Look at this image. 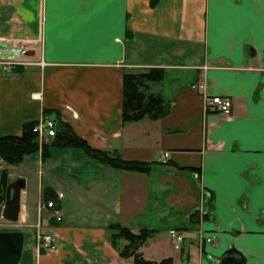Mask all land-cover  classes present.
Segmentation results:
<instances>
[{
	"label": "crops",
	"instance_id": "1",
	"mask_svg": "<svg viewBox=\"0 0 264 264\" xmlns=\"http://www.w3.org/2000/svg\"><path fill=\"white\" fill-rule=\"evenodd\" d=\"M156 65L179 87L166 92L170 114L124 123V73ZM213 95L232 98L230 115L206 112ZM44 109L93 147L155 165L125 171L52 147L3 168L26 180L19 221L1 228L24 232L20 264H134L110 241L114 222L158 230L140 248L151 260L187 264L166 235L177 228L191 264L230 248L264 264V0H0V135L22 134ZM45 187L63 194L61 221L41 208ZM39 231L57 235V250H38Z\"/></svg>",
	"mask_w": 264,
	"mask_h": 264
},
{
	"label": "trees",
	"instance_id": "2",
	"mask_svg": "<svg viewBox=\"0 0 264 264\" xmlns=\"http://www.w3.org/2000/svg\"><path fill=\"white\" fill-rule=\"evenodd\" d=\"M160 0H151V5L156 6ZM166 71L162 67H146L141 71H126L123 78V105L122 118L124 123L140 121L144 118L158 120L170 114L171 101L167 100L158 89L165 80ZM45 113L56 121L57 133L51 140L43 145L38 141L34 126L38 121H30L23 126L22 134L0 135V165H19L26 156L34 155L42 150L43 160L50 157L52 147L67 148L76 147L82 149L90 157L107 164L113 168L149 173L155 165L154 161L128 160L122 157L117 150H105L93 147L85 139L80 137L72 128L69 122L63 120L58 111L45 109ZM181 170H192L197 172V167L186 166ZM209 196V195H208ZM210 198V196H209ZM208 198V200H209ZM53 201L55 206L48 210L50 213L55 207L61 208L58 193L52 187H45L43 191V203ZM199 211L191 213L193 222H199ZM209 213H205L207 218ZM51 221L57 222L53 217ZM111 231V242L123 258L133 259L134 264H172L173 258L168 257L161 261L151 260L144 256L140 248L150 238L157 229L142 228L139 232H134L130 227L114 222L108 227ZM177 229V228H176ZM181 230V229H179ZM183 259L190 263V254L182 249ZM246 256L237 248L226 250L215 264H246Z\"/></svg>",
	"mask_w": 264,
	"mask_h": 264
},
{
	"label": "water",
	"instance_id": "3",
	"mask_svg": "<svg viewBox=\"0 0 264 264\" xmlns=\"http://www.w3.org/2000/svg\"><path fill=\"white\" fill-rule=\"evenodd\" d=\"M8 169H0V221L16 223L20 219L22 190L26 180H10ZM25 245L22 231L0 230V264H20Z\"/></svg>",
	"mask_w": 264,
	"mask_h": 264
},
{
	"label": "built area",
	"instance_id": "4",
	"mask_svg": "<svg viewBox=\"0 0 264 264\" xmlns=\"http://www.w3.org/2000/svg\"><path fill=\"white\" fill-rule=\"evenodd\" d=\"M203 85H201L202 87ZM42 93H35L34 98H39ZM232 102L229 97H224L222 95H213V96H206L205 108L206 110H215L219 113L229 114L231 110ZM38 123L34 127V131L37 133L38 141L40 145L47 143L53 138L57 133V126L52 118L43 119L42 117L37 120ZM45 123V124H44ZM166 155V154H165ZM167 156V155H166ZM62 197V194H59ZM55 206L53 201H48L47 203H43L41 208L50 210ZM59 208L55 207L51 210L50 215L60 219L59 216ZM182 231L171 228L169 230V235L175 244L176 248H180L181 243L184 241V235L181 234ZM51 234L46 232L39 231L37 233V243L41 250H47L54 245V242L51 241ZM208 241H211L212 238H207Z\"/></svg>",
	"mask_w": 264,
	"mask_h": 264
},
{
	"label": "rangeland",
	"instance_id": "5",
	"mask_svg": "<svg viewBox=\"0 0 264 264\" xmlns=\"http://www.w3.org/2000/svg\"><path fill=\"white\" fill-rule=\"evenodd\" d=\"M151 67H160V66H151ZM162 68H164V67H162ZM144 69V68H143ZM143 69H141V70H143ZM165 69V68H164ZM141 70H139V71H141ZM166 71V70H165ZM184 75H181V84L183 85L184 84V82L186 81L185 80V77H183ZM201 85H203L202 87H201ZM193 88H204L205 87V84L203 83H201V84H198V85H194V84H192L191 85ZM190 86V87H191ZM162 87H163V91H161L162 92V94L164 95V97L167 99V100H169V101H171L169 98H168V95L166 94V92L167 91H169V90H171L173 87V91L174 90H178V86H175V81L170 77V75H169V73H167L166 72V74H165V80L163 81V83H162ZM222 96H224V95H222ZM224 97H229L230 99H231V102H232V106H231V110H230V113L229 114H224V113H220V114H223V115H230L231 114V112H232V109H233V100H232V98L230 97V96H224ZM205 101H206V97H205ZM172 102V101H171ZM209 111L211 112V111H215V110H206V112H208L209 113ZM171 112V111H170ZM216 112H218V111H216ZM219 113V112H218ZM168 116V115H167ZM51 118L52 119V117L51 116H49L48 114H46L45 113V109H44V111H43V115H42V118L43 119H46V118ZM166 117V116H165ZM41 118V117H40ZM164 118V117H163ZM162 119V118H161ZM159 120V119H158ZM54 122L56 123V121L54 120ZM45 124V123H44ZM189 126H191V125H195V124H200V125H202L203 123H202V118L201 117H199V118H197V117H194V119H192L191 121H188V123H187ZM35 127V126H34ZM38 154H41L42 155V150L40 149L39 150V152H38ZM167 156H166V155ZM170 156V153L169 152H164L163 153V157L164 158H168ZM26 157H28V156H26ZM42 158H43V155H42ZM26 159V158H25ZM167 161V160H166ZM6 166H8L7 164H1L0 165V169H3V168H5ZM18 171H20V172H22L23 171V168H18ZM196 174H199L198 172H196ZM62 194V193H61ZM208 194V193H207ZM209 196H210V193L208 194ZM208 195H205V201H203L204 202V204H203V202H202V204H201V207L199 208V209H197L198 211H199V215H198V217H200V221H199V224L201 223V221H203V220H205V218H204V215H205V213H209L208 212V203H207V201H208V198H209V196ZM62 196H63V194H62ZM61 197V196H60ZM59 197V198H60ZM43 204V203H42ZM47 210V209H46ZM48 211V210H47ZM59 211H60V213H59V216H60V219H58V218H56V217H54V216H51L50 215V217H53V218H55L57 221H61L62 219H63V216H62V213H61V208L59 207ZM12 223V222H11ZM9 221H7V220H2V221H0V230H2L1 228H5V227H12L13 226V224H11ZM123 225V224H122ZM179 230V229H178ZM181 231V230H180ZM111 233V232H110ZM52 236H51V241H53L54 242V245H52V247L51 248H49V249H47V250H45V251H55V250H57V248H58V243H59V241H58V237H57V235L56 234H54V233H50ZM181 234H183L184 235V241H185V239H186V233L185 232H183L182 231V233ZM166 235H167V237L170 239V242H171V244H172V247H173V249H174V251L177 253V254H180L181 252L180 251H182V249H183V243H184V241L181 243V245H180V248H176V246H175V244L173 243V241H172V239H171V237H170V235H169V232H166ZM201 236L202 237H204V235L202 234V232H201ZM36 239H37V235H36ZM110 241H111V239H110ZM112 243V242H111ZM37 248H38V250H40L41 252L42 251H44V250H41V248L39 247V244L37 243ZM118 251V250H117Z\"/></svg>",
	"mask_w": 264,
	"mask_h": 264
}]
</instances>
